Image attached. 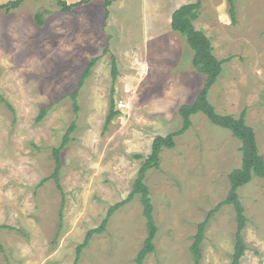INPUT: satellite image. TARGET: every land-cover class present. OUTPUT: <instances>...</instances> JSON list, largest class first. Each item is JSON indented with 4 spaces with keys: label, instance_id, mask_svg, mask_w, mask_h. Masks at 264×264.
Here are the masks:
<instances>
[{
    "label": "rangeland",
    "instance_id": "obj_1",
    "mask_svg": "<svg viewBox=\"0 0 264 264\" xmlns=\"http://www.w3.org/2000/svg\"><path fill=\"white\" fill-rule=\"evenodd\" d=\"M65 1L69 12L57 0L0 8V264H73L88 230L130 193L142 161L134 155L146 156L156 135L180 127V105L205 79L170 25L175 8L196 0H115L107 15L104 0ZM199 1L194 26L225 60L208 98L218 113L244 111L264 157V0H234V21L227 0ZM111 93L118 113L106 125ZM191 121L146 172L157 232L143 264H194L197 225L225 199L228 174L241 164V143L229 130L202 113ZM71 125L58 187L52 150ZM238 195L246 217L239 264H264V179L253 177ZM235 232L234 208L224 204L205 227L200 264H230ZM145 236L135 195L92 235L77 263L135 264Z\"/></svg>",
    "mask_w": 264,
    "mask_h": 264
},
{
    "label": "trees",
    "instance_id": "obj_2",
    "mask_svg": "<svg viewBox=\"0 0 264 264\" xmlns=\"http://www.w3.org/2000/svg\"><path fill=\"white\" fill-rule=\"evenodd\" d=\"M22 1L23 0H13L6 3H0V8H4L8 11L12 8L19 7ZM84 1L85 0L80 2ZM114 1L115 0H104L106 15L108 14V7ZM227 2L229 4V15L234 21V0H227ZM57 3L59 4L61 10L65 12H69L73 7V4H68L65 0H57ZM200 6L201 3L199 0L184 3L178 6L171 14L170 25L174 31H178L182 36H184L188 46L192 49V64L201 74L205 76L204 83L198 91L195 99L191 103H184L180 105L178 110L181 119L180 127L177 130L171 131L165 135H156L152 140L150 152L146 156L141 154L134 155L135 158H140L142 161L140 162V166L133 181L130 193L126 199H123L122 201L116 203L115 205H111L108 208L105 218L98 227L88 230L82 244H80L76 250V256L73 264H78L77 261L80 252L85 246L88 245L92 235L96 232L103 231L114 211L131 200L135 195H138L139 197L146 226V236L135 257V264H143L145 256L148 253L154 251V238L157 232V225L153 216V204L150 197L149 188L144 181L145 175L150 168L159 167L160 153L163 148H173L175 146V138L183 134L189 127H191V116L196 113H202L212 124L229 130L232 136L240 141L241 164L239 167L233 168L228 174L229 190L225 199L220 201L213 209L208 212L206 218L198 223L197 231L190 246L192 258L194 264H200L201 243L203 241L204 230L209 222V219L221 208V206L224 204H231L235 211L236 232L234 250L230 264L240 263V259L246 250V245L242 236V230L246 224V217L244 214V207L239 200L238 189L249 183L255 176L264 179V157L259 153L256 135L253 128L245 121L244 111H242L238 116L218 113L208 98L209 90L217 81L218 76L222 72V64L225 60L218 59L213 54V47L210 39L204 34L203 31L197 29L194 26L193 22L199 16ZM42 18V13L35 14V21L38 25L43 23ZM94 61L95 59L90 61L89 67L86 68L85 72L80 77V82H82L88 76ZM111 73L114 82L116 81L118 75L117 63L114 56L111 57ZM112 90H114V86L112 87ZM76 93L77 92H73L71 94V97L74 100L76 98ZM109 104V113L105 120L106 125L110 123L113 117L118 113V111L115 109L113 93H111ZM74 106L77 108L76 104ZM47 111L48 106L43 107L38 113L37 120H40L42 117H44ZM73 128L74 126L71 125L68 133L61 141L59 146L52 150V157L55 162V167L51 174V178L55 180L58 187H60L59 172L62 162L60 152L68 143V135Z\"/></svg>",
    "mask_w": 264,
    "mask_h": 264
}]
</instances>
